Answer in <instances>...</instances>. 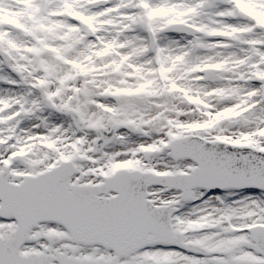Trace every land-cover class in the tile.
Segmentation results:
<instances>
[{"label":"snow or ice","instance_id":"6c2138e0","mask_svg":"<svg viewBox=\"0 0 264 264\" xmlns=\"http://www.w3.org/2000/svg\"><path fill=\"white\" fill-rule=\"evenodd\" d=\"M0 264H264V0H0Z\"/></svg>","mask_w":264,"mask_h":264}]
</instances>
